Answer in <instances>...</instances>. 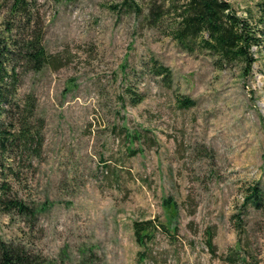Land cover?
Wrapping results in <instances>:
<instances>
[{
	"label": "rangeland",
	"instance_id": "obj_1",
	"mask_svg": "<svg viewBox=\"0 0 264 264\" xmlns=\"http://www.w3.org/2000/svg\"><path fill=\"white\" fill-rule=\"evenodd\" d=\"M225 1L255 26L264 0ZM134 2L140 15L124 0H36L50 60L19 65L17 96L34 100L42 145L12 166L26 210L0 214V239L53 264H264V36L249 67L221 64ZM9 18L0 8V31ZM144 221L156 229L142 248Z\"/></svg>",
	"mask_w": 264,
	"mask_h": 264
},
{
	"label": "trees",
	"instance_id": "obj_2",
	"mask_svg": "<svg viewBox=\"0 0 264 264\" xmlns=\"http://www.w3.org/2000/svg\"><path fill=\"white\" fill-rule=\"evenodd\" d=\"M35 2L0 0V8L6 9L10 16L6 30L0 31V214L23 213L26 210L23 201L13 196L8 181L15 176L12 166L16 158L37 159L42 145L41 120L34 126L30 122L35 117L34 100L29 97L20 104L17 96L21 78L19 65L25 72H38L50 60L42 44L41 32L31 26L35 21ZM124 6L126 11L137 15L142 12L134 0H124ZM146 9L144 20L148 26L160 27L166 23L167 35L182 50L188 53L207 52L225 65H252L251 49L258 47L264 36L258 28L264 26V1L258 5L259 17L255 26L250 20L237 16L225 0H148ZM17 21L23 22V25L21 35L15 38L12 36L15 29L13 23ZM161 71L157 70L158 75L164 73ZM180 104L191 105L185 101ZM251 191L246 200L257 207L262 200L261 195L257 188ZM155 229L150 221L135 222L133 233L137 245L143 248ZM143 259V253L139 252L138 260ZM0 264L53 263L30 254L21 245L0 239Z\"/></svg>",
	"mask_w": 264,
	"mask_h": 264
}]
</instances>
